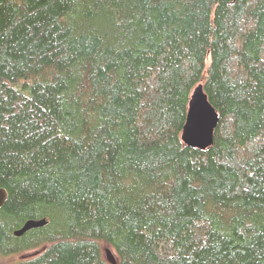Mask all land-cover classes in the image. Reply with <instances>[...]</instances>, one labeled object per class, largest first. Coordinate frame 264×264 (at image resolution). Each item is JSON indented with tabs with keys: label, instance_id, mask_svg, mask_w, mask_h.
Listing matches in <instances>:
<instances>
[{
	"label": "trees",
	"instance_id": "obj_1",
	"mask_svg": "<svg viewBox=\"0 0 264 264\" xmlns=\"http://www.w3.org/2000/svg\"><path fill=\"white\" fill-rule=\"evenodd\" d=\"M0 186V264H264V0H0Z\"/></svg>",
	"mask_w": 264,
	"mask_h": 264
},
{
	"label": "water",
	"instance_id": "obj_2",
	"mask_svg": "<svg viewBox=\"0 0 264 264\" xmlns=\"http://www.w3.org/2000/svg\"><path fill=\"white\" fill-rule=\"evenodd\" d=\"M219 121V112L210 102L202 83L195 86L192 91L186 120L182 129L183 141L194 147L205 149L213 143L214 130ZM7 198V190L0 186V206ZM46 218H30L20 228L14 230L16 235H21L31 228L46 224ZM106 258L113 264L117 263L115 253L111 248H105Z\"/></svg>",
	"mask_w": 264,
	"mask_h": 264
},
{
	"label": "rangeland",
	"instance_id": "obj_3",
	"mask_svg": "<svg viewBox=\"0 0 264 264\" xmlns=\"http://www.w3.org/2000/svg\"><path fill=\"white\" fill-rule=\"evenodd\" d=\"M20 256H22V257H20ZM27 255H17L16 257H15V259H19V258H23V257H26ZM11 262V261H10Z\"/></svg>",
	"mask_w": 264,
	"mask_h": 264
},
{
	"label": "bare ground",
	"instance_id": "obj_4",
	"mask_svg": "<svg viewBox=\"0 0 264 264\" xmlns=\"http://www.w3.org/2000/svg\"><path fill=\"white\" fill-rule=\"evenodd\" d=\"M178 6V5H177ZM220 117V116H219ZM182 127V126H181ZM178 135V134H177ZM5 188V187H4ZM47 219V218H46ZM36 228V227H35ZM113 251V250H112ZM115 257H116V255H115ZM116 260H117V258H116Z\"/></svg>",
	"mask_w": 264,
	"mask_h": 264
}]
</instances>
